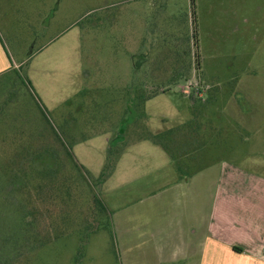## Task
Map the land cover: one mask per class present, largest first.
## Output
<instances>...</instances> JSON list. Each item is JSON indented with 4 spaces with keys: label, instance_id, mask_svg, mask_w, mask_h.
<instances>
[{
    "label": "rangeland",
    "instance_id": "1",
    "mask_svg": "<svg viewBox=\"0 0 264 264\" xmlns=\"http://www.w3.org/2000/svg\"><path fill=\"white\" fill-rule=\"evenodd\" d=\"M181 127L206 205L221 174L264 177V0H0V264H147L112 212L164 202L147 139ZM51 167L64 187L36 206Z\"/></svg>",
    "mask_w": 264,
    "mask_h": 264
},
{
    "label": "crops",
    "instance_id": "2",
    "mask_svg": "<svg viewBox=\"0 0 264 264\" xmlns=\"http://www.w3.org/2000/svg\"><path fill=\"white\" fill-rule=\"evenodd\" d=\"M123 155L124 152L108 178L116 172ZM162 162L168 165L167 161ZM169 166L171 177L157 187H169L163 203H151L155 195V188L151 187L150 192L112 212L117 215L113 227L124 239L134 232L135 244H149L148 251L139 252L140 256L149 257L147 264H264V177L221 174V187L211 205H206L203 191L190 185L193 179H181L170 160ZM225 180L229 186L223 183ZM130 207L134 210L132 228L126 225L130 219L126 221L127 217L120 215ZM156 211L164 217L154 220ZM139 253H134L136 261L140 260Z\"/></svg>",
    "mask_w": 264,
    "mask_h": 264
},
{
    "label": "trees",
    "instance_id": "3",
    "mask_svg": "<svg viewBox=\"0 0 264 264\" xmlns=\"http://www.w3.org/2000/svg\"><path fill=\"white\" fill-rule=\"evenodd\" d=\"M197 130V129H196ZM198 132V130H197ZM197 132L193 131V133L191 134V136H195L197 134ZM174 134H176V136H174ZM174 139L173 141L176 140V146H178V148H176L177 150L182 149V150H186L185 147V139H186V132L184 131V129L181 127L179 129H177L176 131H169L167 133H163L159 136H150L147 141L151 142L153 145L156 146H160L161 148H163V150L166 152V154L168 155V157H170L171 162L173 163L174 167L176 168V170L179 173V176L181 179H185L187 178V176L184 174L185 170L187 169L186 164H184L183 162L180 161L181 158H179L176 154L172 155V150H171V143H168L169 140ZM196 138V136H195ZM196 140V139H195ZM198 140V139H197ZM113 147V146H112ZM119 155L115 156L114 154L109 156V164H108V169L107 171H105L102 174V178L100 181V185L103 184L105 182V180L111 175V173L114 170L115 167V162L117 161ZM55 169L53 170V167L51 168H47L46 173L44 174V176H42L43 178H41L43 181L42 183L39 182V184H37V189L41 190L40 193L37 192L35 193L34 197H35V205H42V204H48L51 202H54L58 199V197H60L59 194V187L58 185L63 188L64 184L63 183H58L57 179H55ZM43 188L46 189V193H43ZM58 191V192H57ZM35 212H39L37 210V208L34 211Z\"/></svg>",
    "mask_w": 264,
    "mask_h": 264
}]
</instances>
